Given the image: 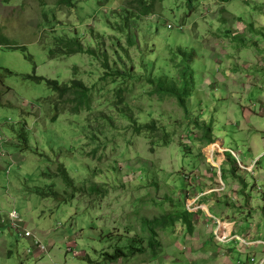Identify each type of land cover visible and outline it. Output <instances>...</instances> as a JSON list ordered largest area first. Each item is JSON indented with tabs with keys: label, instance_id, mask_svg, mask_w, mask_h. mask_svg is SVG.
I'll list each match as a JSON object with an SVG mask.
<instances>
[{
	"label": "rangeland",
	"instance_id": "obj_1",
	"mask_svg": "<svg viewBox=\"0 0 264 264\" xmlns=\"http://www.w3.org/2000/svg\"><path fill=\"white\" fill-rule=\"evenodd\" d=\"M56 1L0 2V215L16 209L46 251L0 224V264H213L218 253L215 264L246 261L252 249L218 242L210 215L236 220L232 235L249 240L254 226L264 235V0H155L147 15L139 0ZM72 38L95 54H60L56 41ZM177 49L193 53L187 111L150 83L177 81ZM34 72L82 81L89 109L72 114L65 97L52 121L47 99L57 97ZM152 123L155 132L136 131ZM187 206L201 209L188 210L192 234L181 222L159 229L154 255L143 220ZM135 237L145 254L108 257Z\"/></svg>",
	"mask_w": 264,
	"mask_h": 264
},
{
	"label": "trees",
	"instance_id": "obj_2",
	"mask_svg": "<svg viewBox=\"0 0 264 264\" xmlns=\"http://www.w3.org/2000/svg\"><path fill=\"white\" fill-rule=\"evenodd\" d=\"M4 4H8L11 0H1ZM74 0H57V4L64 5L67 8L73 6ZM187 5L190 7L193 0H186ZM155 0H150V3H146L145 0H139V4L142 6V13L144 15L149 14L152 10ZM2 41V40H1ZM58 50L62 55H72L76 53H84L87 52L90 55H94L95 52L92 50L85 49L81 42L77 38L72 39H58L57 41ZM60 47V49H59ZM23 52H26V47H21ZM54 50L50 49L48 51L49 58H54ZM172 58H170L171 63L177 69V81L168 76H159L158 78H153L150 80L151 84H154L155 91L159 94L169 95L171 97H175L177 103L180 104L181 107L187 111V99L190 96L189 83L193 80V76H191L192 71L189 66V63L192 61L193 53L188 52L182 49H177L173 51ZM29 60H32V57L27 54L26 56ZM106 68H108L107 64H104ZM5 74H12L9 70H4ZM118 71L114 73H105L106 76L117 75ZM104 75V76H105ZM30 79H33L35 82H44L46 86L53 91V94L56 95L57 98L53 96L49 97L47 100L50 105L56 111V116L52 118V121L57 119V116L62 114L59 111L65 110L62 107V110L58 111V103L62 101L63 98L68 97L66 99L67 103L74 104V107L71 109L72 114H78L82 108L89 109L90 107V95L91 88L85 85L82 81L78 79H73L69 84H60L57 80L47 79L44 77L37 76L34 72L33 76H29ZM104 79H106L104 77ZM3 77L0 75V82H2ZM63 105H66L63 103ZM122 112V110H120ZM136 131L138 133L147 132L152 133L156 131V126L154 123L145 124L142 126H138ZM59 175L61 174L64 177V181L66 184H71V180L68 177L65 168H58ZM55 196L57 193H53ZM192 213H190L187 209H179L175 213L165 214L163 217L155 218L152 220L144 219L143 220V229L149 233V241L148 248L153 250L154 255L157 254V249L161 246L159 237V229H167L170 227H175L177 222H181L187 229L188 234H192L193 232V219ZM144 239L141 237H135L131 239L129 245L125 248L129 251V254L125 251L124 248L118 247L114 255L108 254L110 259L115 261L120 260V258L126 257L129 255L132 257L137 256L138 254H145L147 252V248L143 245Z\"/></svg>",
	"mask_w": 264,
	"mask_h": 264
},
{
	"label": "built area",
	"instance_id": "obj_3",
	"mask_svg": "<svg viewBox=\"0 0 264 264\" xmlns=\"http://www.w3.org/2000/svg\"><path fill=\"white\" fill-rule=\"evenodd\" d=\"M1 140V137H0ZM222 153L223 149H222ZM233 156L237 158V155L232 152ZM4 155V152L0 151V156ZM238 161V166L239 167H244L242 165V162L240 160ZM247 170L252 171V167H246ZM192 206V205H191ZM200 207H195L194 209H190L189 206H187V210L197 212ZM1 214V212H0ZM212 219L215 221L214 223L218 224V232L216 234L218 235V241L219 242H228L230 240H240L241 244L244 247H251L255 244H263L264 241H259V242H252L244 237H240L238 235H232V232L227 229L228 225H225L224 222H221L220 219L215 218V216L210 215ZM0 224L2 225H7L9 229L19 235V237L24 238V239H30L33 243V246L36 251H39V253H46L44 245L41 243V241L37 238V236L28 228L27 222L24 220V218L21 216V214L16 210H12L6 214L5 217H2L0 215ZM68 251L69 252H74L73 250V245L68 246ZM30 253H32V250H29ZM116 262V261H115ZM114 264V263H113ZM119 264V263H116ZM235 264H264V257L263 258H257L255 256L249 257L246 261L242 260H237Z\"/></svg>",
	"mask_w": 264,
	"mask_h": 264
},
{
	"label": "crops",
	"instance_id": "obj_4",
	"mask_svg": "<svg viewBox=\"0 0 264 264\" xmlns=\"http://www.w3.org/2000/svg\"><path fill=\"white\" fill-rule=\"evenodd\" d=\"M0 2H2L1 0H0ZM3 5V2L1 3V6ZM224 147V146H223ZM224 149L225 150H228L226 147H224ZM232 152H234L236 155H237V157H238V159H239V154L237 153V152H235V151H233V150H231ZM260 154H258L256 157H255V159L253 160V162L257 159V157L259 156ZM244 159H246L245 158V156L243 157ZM252 162V163H253ZM250 164V165H248V166H245V167H253V164ZM253 170V169H252ZM207 207V206H206ZM208 209H209V207H207ZM214 211H216V212H218V213H220V217H221V215L222 214H224V212H222V210L220 209V208H218L217 207V209L215 210L214 209ZM211 214V213H210ZM211 215H213V216H216V215H214L213 214V212H212V214ZM219 217V216H218ZM226 217H228V216H226ZM222 218H223V216H222ZM225 219V218H224ZM228 219V220H227ZM226 221L228 222L227 224H230L231 225V229H229V231H231L232 232V230H233V232L235 233L236 232V230L238 229L237 228V224H236V220H234V219H230L229 217L228 218H226ZM230 221V222H229ZM233 225V226H232ZM254 232L251 234V238L249 239L250 241H252V242H259V241H264V238L262 237V236H264L262 233H260V231L258 230V227H255L254 226ZM234 235H236V234H234ZM250 236V235H249ZM235 240V239H234ZM219 242V241H218ZM229 242V241H228ZM221 243V242H220ZM244 248V249H243ZM242 249H241V246H240V248H239V250H240V252L241 253H245V252H247L248 250L247 249H252V253H250V255L249 256H256L257 254H260V257L259 258H263L264 257V245L263 244H255V245H253V246H251V247H243ZM5 249H6V246H5ZM245 251V252H244ZM223 254H221V253H218L217 254V256L214 258V263L213 264H215V263H219L220 262V260H221V256H222ZM217 258V259H216ZM226 261H228L227 263H229V264H232V261L231 260H226ZM235 263V262H234ZM233 263V264H234Z\"/></svg>",
	"mask_w": 264,
	"mask_h": 264
},
{
	"label": "bare ground",
	"instance_id": "obj_5",
	"mask_svg": "<svg viewBox=\"0 0 264 264\" xmlns=\"http://www.w3.org/2000/svg\"><path fill=\"white\" fill-rule=\"evenodd\" d=\"M220 146V147H219ZM222 147V144H221V142H217L216 143V145H214L213 147L211 146L210 148H209V155H210V158H211V156H212V152L215 150V148H218V149H220ZM211 161H213V160H211ZM214 162V161H213Z\"/></svg>",
	"mask_w": 264,
	"mask_h": 264
}]
</instances>
